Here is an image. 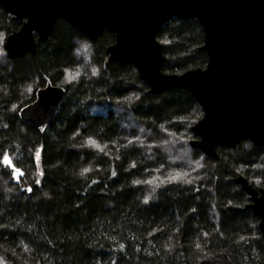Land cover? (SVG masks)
I'll return each instance as SVG.
<instances>
[{"label":"trees","instance_id":"16d2710c","mask_svg":"<svg viewBox=\"0 0 264 264\" xmlns=\"http://www.w3.org/2000/svg\"><path fill=\"white\" fill-rule=\"evenodd\" d=\"M24 22L0 5V254L8 264H264L261 219L238 182L264 191V145L244 138L214 155L194 145L203 105L186 87L153 92L137 66L113 60L115 32L92 40L59 18L33 51L13 55L6 43ZM156 37L162 72L206 69L198 18L173 17ZM49 81L65 96L38 128L19 112ZM5 154L24 173L19 181Z\"/></svg>","mask_w":264,"mask_h":264},{"label":"water","instance_id":"95a60500","mask_svg":"<svg viewBox=\"0 0 264 264\" xmlns=\"http://www.w3.org/2000/svg\"><path fill=\"white\" fill-rule=\"evenodd\" d=\"M6 10L25 17L20 31L6 43L13 55L33 51L46 39L59 18L95 40L104 30L116 33L111 58L132 62L153 92L186 87L203 105L204 117L194 130L195 141L214 155L216 146H234L244 138L264 145V0H0ZM173 17L198 18L205 31L209 62L206 69L181 75L162 72L164 55L158 29ZM65 87L50 81L20 118L45 128L55 118ZM251 195L253 211L264 234V191L238 178ZM0 264L7 261L0 255Z\"/></svg>","mask_w":264,"mask_h":264},{"label":"snow or ice","instance_id":"6c2138e0","mask_svg":"<svg viewBox=\"0 0 264 264\" xmlns=\"http://www.w3.org/2000/svg\"><path fill=\"white\" fill-rule=\"evenodd\" d=\"M89 144H95V141L93 139H89ZM98 147V145H97ZM43 149L42 148H37L36 152H35V161H36V164L37 166H39L40 164V160H41V153H42ZM3 163L5 164V166H12L13 167V176L15 179H17L18 181L20 180V178L24 175V173L18 169V168H15L13 165H12V162L9 160L8 156L5 154L4 156V159H3ZM85 171H88L87 169H85ZM43 172H40L39 175L40 176H43ZM173 180H176L177 177H172ZM27 191L31 192V188L27 189ZM149 202V201H146V203Z\"/></svg>","mask_w":264,"mask_h":264},{"label":"rangeland","instance_id":"374dc122","mask_svg":"<svg viewBox=\"0 0 264 264\" xmlns=\"http://www.w3.org/2000/svg\"><path fill=\"white\" fill-rule=\"evenodd\" d=\"M22 18H23V17H22ZM24 18H25V17H24ZM25 21H26V18H25ZM13 34H14V33H13ZM13 34H12V35H13ZM12 35H11V36H12ZM11 36H10V37H11ZM34 36H35V41H37V34L35 33ZM10 52L13 53V51H12L11 49H10ZM108 52H109L110 56H112L111 48H109ZM181 155H182V156H181V157H182L181 159L187 161V157H184V153H182Z\"/></svg>","mask_w":264,"mask_h":264},{"label":"clouds","instance_id":"9594fccd","mask_svg":"<svg viewBox=\"0 0 264 264\" xmlns=\"http://www.w3.org/2000/svg\"><path fill=\"white\" fill-rule=\"evenodd\" d=\"M74 39H75L77 45H81L82 43H87L88 42L87 40L81 41V38H79V37H76ZM76 51H78V49H76ZM45 195H48L50 197V193H45Z\"/></svg>","mask_w":264,"mask_h":264}]
</instances>
